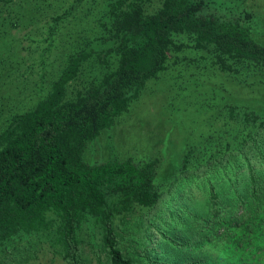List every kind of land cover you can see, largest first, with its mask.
<instances>
[{
  "label": "trees",
  "instance_id": "16d2710c",
  "mask_svg": "<svg viewBox=\"0 0 264 264\" xmlns=\"http://www.w3.org/2000/svg\"><path fill=\"white\" fill-rule=\"evenodd\" d=\"M254 2L106 0L100 47L68 54L47 94L0 131V264H24L44 242L61 260L45 264H85L86 223L99 228V264H227L194 255L205 245L218 246L232 264H264V114L227 107L222 131L186 149L161 181L156 159H83L171 52L207 51L234 75L264 70V45L252 37ZM94 55L107 69L68 97ZM155 236L173 259L153 255Z\"/></svg>",
  "mask_w": 264,
  "mask_h": 264
},
{
  "label": "rangeland",
  "instance_id": "374dc122",
  "mask_svg": "<svg viewBox=\"0 0 264 264\" xmlns=\"http://www.w3.org/2000/svg\"><path fill=\"white\" fill-rule=\"evenodd\" d=\"M105 2L13 0L0 4V131L13 113L31 108L47 94L68 54L87 45L100 47L96 37L102 31L97 19ZM248 9L254 13L252 37L264 45V0H255ZM176 39L190 41L187 35ZM106 69L96 55L89 58L77 79L69 84L67 96L83 90ZM256 71L241 70L235 75L222 72L212 56L201 49L171 52L166 68L147 81L113 127L88 144L83 159L90 164L110 158L136 162L156 159V178L163 180L177 169L186 149L222 131L227 107H249L264 114V70ZM99 236L96 225L84 224L81 237L85 264H99L94 252ZM32 248L37 255L24 264L61 261L45 242ZM152 248L161 261L174 258V252L158 236ZM200 251H194V255L232 264L231 257L221 254L216 245H205Z\"/></svg>",
  "mask_w": 264,
  "mask_h": 264
}]
</instances>
